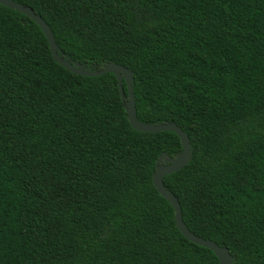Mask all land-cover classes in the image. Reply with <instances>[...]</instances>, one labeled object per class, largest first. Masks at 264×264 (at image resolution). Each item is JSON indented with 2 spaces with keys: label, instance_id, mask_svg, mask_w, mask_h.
I'll return each instance as SVG.
<instances>
[{
  "label": "trees",
  "instance_id": "trees-1",
  "mask_svg": "<svg viewBox=\"0 0 264 264\" xmlns=\"http://www.w3.org/2000/svg\"><path fill=\"white\" fill-rule=\"evenodd\" d=\"M15 1L71 64L133 72L138 120L189 135L164 176L187 227L264 264V0ZM122 83L0 3V264H220L153 181L180 136L134 128Z\"/></svg>",
  "mask_w": 264,
  "mask_h": 264
},
{
  "label": "water",
  "instance_id": "water-1",
  "mask_svg": "<svg viewBox=\"0 0 264 264\" xmlns=\"http://www.w3.org/2000/svg\"><path fill=\"white\" fill-rule=\"evenodd\" d=\"M0 3L6 6H9L11 8H14L30 16L31 18H33L42 27L46 36L48 37L54 59L57 62L64 65L69 70H71L72 72L77 73V74L87 75V76H98V75H102L107 72H113L118 77L119 85H120L123 96H125V91H124L122 80L125 79L127 82V86H128V95L131 101L130 121L134 128L141 130V131H148V132L172 130V131H175L180 136L181 141H182V147H183L181 154H179L177 158H173L169 156L166 152H163L161 154L160 156L161 158L165 157V165H163V168L160 166L154 172L153 174L154 184L165 197H167L169 200H171L174 203L175 208H176V223L179 229L182 231V233L186 237H188L191 241L212 249L217 254L220 260V264H232L233 255L231 254L228 247L221 246L214 240L207 239L200 235H197L187 227L185 221L183 220L182 207H181L180 201L166 188L164 176L181 169L191 159V144H190V138L187 132L183 130L177 124L156 125V124L141 122L138 120L136 102H135V97H134V89L132 85L133 72L131 70L125 67H122L121 65L116 64V63H111L104 69L97 70V71L88 70L82 64H79V63L75 65L71 64V62L64 59L58 54V50L60 49V47L55 40V37L53 35V32L49 24L47 23L45 19H43L42 16L37 14L33 8L19 4L15 0H0Z\"/></svg>",
  "mask_w": 264,
  "mask_h": 264
},
{
  "label": "rangeland",
  "instance_id": "rangeland-1",
  "mask_svg": "<svg viewBox=\"0 0 264 264\" xmlns=\"http://www.w3.org/2000/svg\"><path fill=\"white\" fill-rule=\"evenodd\" d=\"M163 168V166H161Z\"/></svg>",
  "mask_w": 264,
  "mask_h": 264
}]
</instances>
